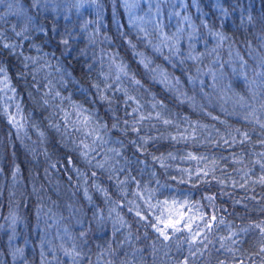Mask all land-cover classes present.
Instances as JSON below:
<instances>
[{"label": "trees", "instance_id": "trees-1", "mask_svg": "<svg viewBox=\"0 0 264 264\" xmlns=\"http://www.w3.org/2000/svg\"><path fill=\"white\" fill-rule=\"evenodd\" d=\"M184 1V11L175 14L177 31L168 28L166 5L162 15L169 45L180 32L178 55L163 47L155 32L145 37L129 22L124 0H91L96 12L84 11L91 22L78 25L75 19L72 22L46 5H34L33 0H19L15 15L0 8V36L5 43L17 46L14 51L0 46V65L7 72L6 82L0 74V264H72L61 246L71 250L73 244L85 254L80 264H97L98 259L99 264L109 260L113 264H182L188 257V242L183 240L186 233L169 241L158 239L154 229L135 215L136 205L142 213L146 205L134 193L145 186L155 190L153 203L165 199L199 202L203 211L215 210L218 218L223 216L232 231L264 221V185L253 183L260 172L258 165L245 177L246 187H239L245 182L239 169L247 170L245 165L251 168L249 161L257 159L253 153L264 152V145L258 143L264 139V129L253 116L255 109L264 122V75H258L264 71V0ZM185 16L196 27L192 41L188 36L193 30L182 19ZM25 27L28 39L16 35ZM189 52L200 59H187ZM121 63L142 87L123 74L120 80L115 79V65ZM161 70L169 77L166 83L161 82ZM122 90L141 103L153 97L163 102L162 115L173 123L145 120L137 125L138 134L113 129V123L122 129L124 120L130 127L135 119ZM60 97L70 100L61 101ZM73 104L108 125V143L91 153L96 157L91 164L80 155L85 133L74 130L73 124L81 125ZM128 104L135 107L131 101ZM143 110L151 111L147 103ZM65 113L71 114L67 121ZM11 117L15 120L10 122ZM193 129L195 140L177 143L170 139H180ZM244 132L250 140L243 145L228 147L220 140L221 136L231 140V133L239 141ZM99 134L105 135L103 131ZM138 135L155 137L149 139L146 151H138L131 143H142ZM91 140L87 137L89 144ZM189 152L208 159H182ZM241 152L243 164L233 163L232 155ZM169 153L176 158L168 157ZM153 155H163L167 167H161ZM213 158L215 175L223 184L201 182L194 174L191 182L180 183L181 169L194 173L197 164L211 168ZM97 161L104 162L103 169L95 167ZM184 179L188 180L186 174ZM97 184L107 190V198L97 190ZM207 195L215 197V209L207 207ZM129 207L133 211L129 212ZM258 233L254 228L240 233L241 243L235 247L240 249L237 255L244 264H264V253L256 254ZM227 235L224 225L214 229L213 243L206 241L204 255L188 257L189 264H233L231 253L217 251L219 237Z\"/></svg>", "mask_w": 264, "mask_h": 264}, {"label": "snow or ice", "instance_id": "snow-or-ice-1", "mask_svg": "<svg viewBox=\"0 0 264 264\" xmlns=\"http://www.w3.org/2000/svg\"><path fill=\"white\" fill-rule=\"evenodd\" d=\"M39 0H33L34 5L38 4ZM5 0H0V4H4ZM140 0H124V5L126 10L129 14V22L135 24L136 23V13L135 9L139 7ZM8 9L9 11L15 15L16 12L12 11L13 4L11 2L8 3ZM159 7H157V15L159 14ZM222 12H224V9H221ZM151 12V5L149 6V13ZM149 13H145V16H149V19L144 20L143 17L138 18L140 20L139 24V30L144 33L145 37L150 35V32L146 27H144L145 24H152L154 28L160 29L161 39H162V46L163 47H169V51L172 52L174 55L179 54V50L176 47V45L179 43L180 32L175 35V43L169 45L167 41L169 40V37H167L163 33L162 25L158 24L156 20L152 19L150 17ZM176 15H179V13H175ZM226 14V13H225ZM0 19H3V17H0ZM182 19L188 23L189 27L192 28V33L189 34L188 39L189 41H192L195 37V31L196 27L192 23L189 17L185 16L182 17ZM27 31V27H25L24 31L17 32V36H24V32ZM182 31V30H180ZM220 40H223L224 37L221 34H217ZM24 39H28L27 36H24ZM65 45H68L69 41L67 39H64L62 41ZM149 44H151V41H148ZM0 46L3 48L9 49L10 51H14L17 47L16 45L8 44L4 42V38L0 36ZM134 47V45H133ZM156 51H160V48L153 46ZM191 47V44H190ZM202 55V54H201ZM27 59V58H26ZM187 59L190 60H199L200 56H193L191 52H189ZM184 61L181 60L180 63H183ZM141 63H145L143 60ZM115 67L118 70V74L116 75L115 79L120 80L121 76L120 74H123V76L128 77L131 82L139 87H142L139 80H136L134 76L130 75L129 71L127 70V67L125 65L117 64ZM145 67H148V64L145 63ZM262 68H264V63L261 65ZM200 70L197 69V72ZM0 74H3L5 76V82L7 81V72L6 69L0 65ZM208 74H212L213 79L215 80V74L211 73V71ZM258 75H264V71L258 73ZM155 78V77H154ZM107 79V78H106ZM169 77L166 73L161 70V82L166 83L168 81ZM175 79V78H172ZM192 79L191 77L189 78ZM175 83L178 85L179 80H175ZM96 87L99 89V85H96ZM139 87L137 88V91H139ZM118 91H121V89H117ZM124 91V95L126 97L125 104L128 107H131L132 114L135 115V119L131 122L130 127L129 121L124 120L123 123L126 127L120 128L118 123H113L111 127L113 129H118L120 131H123L127 133L129 130L131 132L139 133L140 128L137 127L138 124H142L145 120L151 121L153 119H156L160 122H162L165 125L172 124L173 121L169 118H166L164 115H162V111L164 109L163 102L155 100L153 97L151 101H147L145 103L148 104L151 111L145 112L143 109L145 107V103H141V100L138 99L136 96L131 95L127 90ZM47 95V93H46ZM183 95V94H182ZM55 96H60L59 92L55 93ZM61 101L64 99H69L70 97H60ZM102 100H107L108 98L105 96H101ZM131 101L135 104V107H132L128 102ZM45 104L48 103L47 100L44 101ZM109 103H111L109 101ZM264 107V105H262ZM160 110H157V109ZM73 109L77 114V121L81 125V127H75V124H73L74 130L77 132L83 131L85 133V138L80 141V147L82 148L80 155L87 161L88 164H91L93 160L96 159L95 156L91 155L93 152H97V148L101 147L108 143V140L105 139V136L107 135V129L108 125L104 124L102 122H99L97 118H95L91 113L88 112L87 109H83L82 106L73 104ZM18 112L20 111L19 105H17ZM70 113H65V120L67 121L68 117L70 116ZM253 116L255 119V123L259 124L261 129H264V122H261V119L259 116L255 115V109H253ZM215 119V117H214ZM15 120V117H11V121ZM57 128H59L58 125H56ZM153 128L156 127L155 124L152 125ZM103 131L105 133L104 136L100 135L99 133ZM236 132H239V129L236 130ZM185 133H188V130L185 129ZM231 136V140L221 136L220 140L223 142V145H226L228 147H233L236 144H245L250 140V136L247 132L240 133L241 139L238 141L235 136H232L231 133H229ZM264 135V134H262ZM87 137H91V144L87 142ZM138 139L142 142L141 144H137L136 140H132L131 143L137 148V150H147L146 145L149 142V139H155V137L147 138L144 136H139ZM171 140L179 143V142H185L187 143L190 139L195 140V130L193 129L190 134H185L180 137V139H177L176 136H171ZM215 144H219L220 141H215ZM261 145H264V139H261L258 141ZM108 151H116L115 149H108ZM99 154V153H97ZM116 155L119 156L120 153L116 151ZM257 157L255 160H250L249 163L252 165L251 168H248L247 165H245L244 168L239 169V171L242 173L240 179L245 180V177H249V174L255 171V167L258 165L260 172L258 174V179L254 181L253 183H260L264 185V152L259 153H253ZM168 157L175 159L176 157L169 153ZM108 159L107 156H104L103 160L106 162ZM165 157L163 155L157 157L153 155V160L160 163L161 167H167V165L164 163ZM182 159L186 160H192V161H205L208 159L205 155L196 156L193 153L189 152L184 156ZM227 159V158H225ZM232 162L235 164H243L244 161V153L241 152L238 155L233 154ZM213 167L209 168L207 164H204L203 167H200L199 164L195 166V171L193 173L192 169H181V178L180 183H186L191 182L193 174L197 177H200L201 182L205 183H211L212 180H216L218 183L223 184L224 180L218 179L215 175L216 172V160L215 158L211 161ZM95 167L103 169L104 168V162L97 161L95 164ZM188 176V180L184 179V175ZM96 173L93 172V176H95ZM209 176H211V180L207 179ZM110 179L112 177H109ZM173 179H176V177H173ZM118 183L123 184L125 181H119ZM248 181L245 180L244 183H240L239 187L244 188L246 187ZM196 186L195 184L193 185ZM232 186L236 187L237 182L233 181ZM98 191H100L106 198L108 196L107 190L100 188V186L97 184L95 185ZM139 187V185H138ZM154 191L155 190H148L145 186L143 191H138L134 193L135 196H138L146 205L144 209V213H142L139 210V205H136V211L135 215L140 218L141 221H144L148 227H151L154 229V231L158 234V239L162 238L164 241L172 240L173 237H176L178 233L184 232L186 235L184 236L183 240L188 242V257H195L197 253H199L201 256L204 255V251L207 249V243H213V240L210 239V237H213L214 229H219L221 225H224L225 228L228 229V235L227 236H220L219 237V250H224L226 253H231L230 260L233 262V264H244V260L241 259L237 253L240 251L239 248L235 247L236 245H239L241 243L239 236L240 233H247L250 229H258V240L257 244L259 245V252L256 253L257 255H260L264 253V221H260L259 223H256L255 225H250L249 228L240 229L239 232L232 231L231 227L229 225L225 224V220L223 216H217L216 211L211 212H205L203 211V207L199 204V202L196 203H189L187 200L184 201H177L175 199L171 200V202L168 199H165L163 201L157 200L155 203H153V197H154ZM89 200H91V197H87ZM204 199L208 202L207 207L210 209H215V197L212 195H207L204 197ZM252 199H255V197H252ZM131 204L132 202L129 201ZM239 203V201H237ZM187 208V212L183 211V209ZM193 209H195V212H193ZM264 210V209H262ZM129 212L133 211L132 207H129ZM81 235H85L84 233H81ZM178 244H182V241H177ZM64 252V255L69 257L72 260V264H80L81 259L85 255L82 251L78 250L76 245L73 244L71 250L67 248H63L61 246ZM18 252H22V250L17 249ZM111 253V250H110ZM101 256H103V253H101ZM188 257H185L182 264H189ZM248 259H251V257H248ZM261 260L264 261V256H261ZM97 264H99V259L97 260ZM106 264H113L111 260L107 261ZM121 264H126V262H121ZM218 264H225V261H218Z\"/></svg>", "mask_w": 264, "mask_h": 264}, {"label": "rangeland", "instance_id": "rangeland-1", "mask_svg": "<svg viewBox=\"0 0 264 264\" xmlns=\"http://www.w3.org/2000/svg\"><path fill=\"white\" fill-rule=\"evenodd\" d=\"M11 2L13 4L14 11L15 6L19 4V0H5L4 4H0V8L8 9V3ZM165 2V3H164ZM184 0H140L139 7L135 9L136 13V23L133 24L135 27L139 28L140 20L138 18L143 17L144 20L149 19V16H145V13H149V6L151 5V12L150 17L158 24L162 25V15L164 6L169 8V29L173 31H177L179 24H177V20L175 19V13L184 11ZM38 4L46 5V7H50L49 9L54 10L55 12L58 11L59 14H65L66 18L74 22L72 19H75L77 25L79 22L84 24V22H91L84 16V11L87 9H93L94 13L96 12L95 4L91 2V0H39ZM157 7H159V14L157 15ZM9 11V9H8ZM128 18L129 14L126 10ZM73 17V18H72ZM81 19H80V18ZM72 22H69V25H74ZM76 26V25H75ZM144 27L148 29L150 32H155L158 37H161L160 29L154 28L152 24H145ZM167 28V29H168ZM163 33H166V29L162 26Z\"/></svg>", "mask_w": 264, "mask_h": 264}]
</instances>
